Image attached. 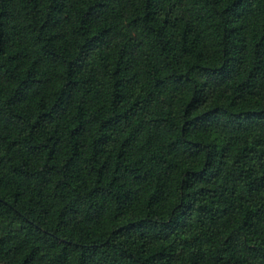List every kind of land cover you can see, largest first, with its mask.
<instances>
[{
	"label": "trees",
	"instance_id": "16d2710c",
	"mask_svg": "<svg viewBox=\"0 0 264 264\" xmlns=\"http://www.w3.org/2000/svg\"><path fill=\"white\" fill-rule=\"evenodd\" d=\"M0 264H264V0H0Z\"/></svg>",
	"mask_w": 264,
	"mask_h": 264
}]
</instances>
